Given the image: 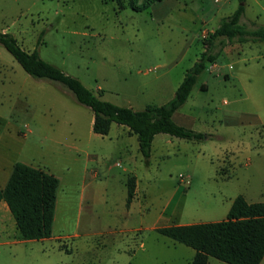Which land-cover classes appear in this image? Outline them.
<instances>
[{
	"label": "rangeland",
	"instance_id": "obj_1",
	"mask_svg": "<svg viewBox=\"0 0 264 264\" xmlns=\"http://www.w3.org/2000/svg\"><path fill=\"white\" fill-rule=\"evenodd\" d=\"M131 4L0 0V31L101 99L142 110L173 97L208 35L240 4L241 23L264 29V0H165L144 12ZM223 43L174 119L203 140L158 134L146 161L125 128L94 134L89 108L27 75L0 46V187L17 162L59 181L50 237L22 240L8 215L0 264H190L194 250L154 229L222 221L237 195L264 202V42Z\"/></svg>",
	"mask_w": 264,
	"mask_h": 264
},
{
	"label": "trees",
	"instance_id": "obj_2",
	"mask_svg": "<svg viewBox=\"0 0 264 264\" xmlns=\"http://www.w3.org/2000/svg\"><path fill=\"white\" fill-rule=\"evenodd\" d=\"M165 0H132L131 9L144 12L155 3ZM244 6L240 4L217 28L208 35L206 46L189 68L173 97L161 105H146L142 110L114 105L101 99V95L87 89L79 80L42 60L34 50L27 52L9 33L0 31L2 46L21 69L34 79L55 82L71 93L75 101L90 109L92 132L105 136L113 123L125 127L136 137L138 152L146 161L151 155L153 139L158 134L186 141H201L203 134L179 125L173 115L186 102L197 78L216 63L221 50L217 43L223 39L243 43L264 42V29L249 30L241 23ZM204 88V86H202ZM58 179L40 168L14 163L3 189L4 201L14 220L15 229L24 241L41 240L51 235L56 204ZM135 196V177L126 180V206ZM159 235L194 250L190 264H209L212 257L226 264H260L264 257V202L249 203L242 195L231 202L222 221L191 225H170L154 229Z\"/></svg>",
	"mask_w": 264,
	"mask_h": 264
},
{
	"label": "crops",
	"instance_id": "obj_3",
	"mask_svg": "<svg viewBox=\"0 0 264 264\" xmlns=\"http://www.w3.org/2000/svg\"><path fill=\"white\" fill-rule=\"evenodd\" d=\"M174 119H177V113L175 114L174 113V115H173V120ZM178 120V119H177ZM179 121V120H178ZM181 122V121H180ZM179 125H182L183 126V123H181V124H179ZM122 127V126H121ZM123 128H125V127H123ZM126 129V128H125ZM126 131H127V129H126ZM127 133H128V131H127ZM156 137V136H155ZM154 137V138H155ZM136 141V142H134V146H135V143H137V140H136V137L135 136H132V135H130L129 133H128V142H130V141ZM154 140V139H153ZM153 143V142H152ZM135 148L138 150V144H137V147L135 146ZM6 182H7V180H6ZM6 182H5V184H6ZM5 186V185H4ZM4 186L3 187H0V189H3L4 188ZM232 202V201H231ZM231 202H230V205H231ZM229 205V206H230ZM8 215H10V213H9V211H8V209H7V206H6V204H5V202L4 201H0V235H2L3 234V232H4V230H5V223L7 222L10 226H12L13 224H12V222H11V219L8 217ZM14 221V220H13ZM14 227H15V224H14Z\"/></svg>",
	"mask_w": 264,
	"mask_h": 264
},
{
	"label": "built area",
	"instance_id": "obj_4",
	"mask_svg": "<svg viewBox=\"0 0 264 264\" xmlns=\"http://www.w3.org/2000/svg\"><path fill=\"white\" fill-rule=\"evenodd\" d=\"M228 0H213L214 4H220V3H224L227 2ZM213 66V65H212Z\"/></svg>",
	"mask_w": 264,
	"mask_h": 264
}]
</instances>
